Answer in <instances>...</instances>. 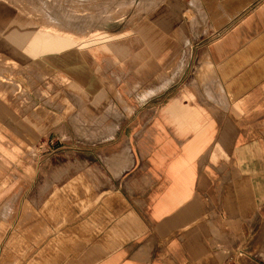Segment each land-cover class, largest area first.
<instances>
[{"label": "crops", "instance_id": "1", "mask_svg": "<svg viewBox=\"0 0 264 264\" xmlns=\"http://www.w3.org/2000/svg\"><path fill=\"white\" fill-rule=\"evenodd\" d=\"M192 1L54 50L37 0H0V264H235L264 211V0ZM59 127L76 167L32 152Z\"/></svg>", "mask_w": 264, "mask_h": 264}, {"label": "rangeland", "instance_id": "2", "mask_svg": "<svg viewBox=\"0 0 264 264\" xmlns=\"http://www.w3.org/2000/svg\"><path fill=\"white\" fill-rule=\"evenodd\" d=\"M37 2V8L32 7L33 13L37 15L40 23L53 27L44 29V32L38 34L39 38L56 39L58 42L66 41L69 42V46L78 45L82 41V45L91 47L94 44V46L100 45L101 41L128 33L133 24L140 21L144 14L154 11L162 0H37ZM23 5L25 6L26 2H23ZM21 10L29 13L24 7ZM186 12L189 13L188 10ZM213 19L215 22L217 18ZM218 19L221 20L220 17ZM190 21V17H184V26L188 29ZM61 23L70 26L71 34L64 35V38L55 30H59L58 27ZM192 23L194 24V22ZM78 35L82 36V39ZM206 36L207 39H210L213 34ZM57 45V49L61 48V44ZM182 56L186 55L183 53ZM182 68L185 70L186 66L182 64ZM189 71H191L190 67L187 68L183 83L187 80ZM165 75L168 76L170 73L167 72ZM150 83L151 88L154 84L151 81ZM142 92L143 88L138 85L134 86V96ZM147 96L144 94L138 98L144 99ZM56 115L59 116L58 120L60 121L62 114ZM69 120L70 122L73 120L72 115L69 116ZM79 136L81 135L78 133V129L64 127L49 129L40 138L36 149H32V152H37L39 155H50L44 161L46 168L58 163H67L68 168L76 167L77 161L70 160L77 158L80 147L77 143ZM52 158H56L57 162L53 161ZM41 182L42 180L37 184ZM36 194V192L32 193L34 196ZM30 196L31 193L28 192L24 194L23 199ZM230 259L235 264H264V211L261 220L251 227L246 241L240 246L230 249Z\"/></svg>", "mask_w": 264, "mask_h": 264}, {"label": "bare ground", "instance_id": "3", "mask_svg": "<svg viewBox=\"0 0 264 264\" xmlns=\"http://www.w3.org/2000/svg\"><path fill=\"white\" fill-rule=\"evenodd\" d=\"M194 1V0H193ZM192 1V2H193ZM200 2V1H199ZM198 4V3H197ZM197 4H195V5H197ZM223 5V4H222ZM218 6V5H217ZM221 10V9H220ZM222 11V10H221ZM224 12H225V10H224ZM202 13V12H201ZM206 20V19H205ZM247 25V24H246ZM51 32V31H50ZM54 33V32H53ZM10 34V33H9ZM245 34V33H244ZM69 38H70V36H69ZM71 39H73V38H71ZM74 39H75V37H74ZM261 39V38H260ZM76 40V39H75ZM264 40V39H263ZM38 42H40L39 44H53V48L54 49H57L58 48V45L57 44H62V41H57L56 39H51V38H45V37H41V38H39L38 37ZM64 44H69V42H66V41H64L63 42ZM70 43H72V42H70ZM260 100V99H259ZM130 157V156H129ZM128 157V158H129ZM129 160V159H128ZM127 163H129V162H126V165H127ZM123 167V166H122ZM119 173V172H118ZM225 241V240H224Z\"/></svg>", "mask_w": 264, "mask_h": 264}]
</instances>
